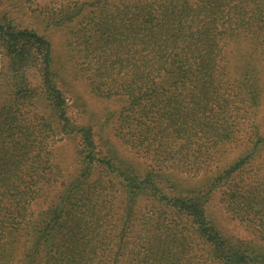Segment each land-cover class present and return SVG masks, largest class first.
Wrapping results in <instances>:
<instances>
[{"label": "trees", "instance_id": "trees-1", "mask_svg": "<svg viewBox=\"0 0 264 264\" xmlns=\"http://www.w3.org/2000/svg\"><path fill=\"white\" fill-rule=\"evenodd\" d=\"M42 10L93 91L127 101L116 135L150 163L98 150L91 126L68 115L51 40L2 14L0 264H264V130L255 120L264 0H65ZM56 136L79 143L64 181L53 170ZM211 164L203 189L173 186L174 171ZM50 188L54 199L36 208ZM215 195L256 240L222 233L207 213Z\"/></svg>", "mask_w": 264, "mask_h": 264}, {"label": "rangeland", "instance_id": "rangeland-1", "mask_svg": "<svg viewBox=\"0 0 264 264\" xmlns=\"http://www.w3.org/2000/svg\"><path fill=\"white\" fill-rule=\"evenodd\" d=\"M61 2H65V0H0V16L8 13L9 16L17 18L24 26H34L37 32L45 34L51 40L57 54L56 67L60 74L59 86L67 102L68 115L77 124L91 126L98 150H101L103 154H110L119 159L129 160L136 167L147 168L150 162L145 160L144 154L139 150L130 149L116 135V116L124 108H127V101L114 97L105 99L99 96L96 91H93L88 83L86 67L83 63L73 65L71 56L67 55L61 30L52 26L48 27L46 23H43L42 20L45 17L42 6L46 5L48 8L55 9L59 8ZM1 59L0 54V67L3 63ZM118 77H115V79H118ZM255 120L257 123L260 122L262 124V129L264 130V106L259 107ZM245 126L247 128L248 123L245 122ZM54 140L52 164L56 167L53 170L55 172L56 170L60 171V175L64 178L59 180L64 181L76 169L77 164L74 160H76V151L79 143L78 139L72 136H56ZM167 140L168 138L165 136L161 142L166 143ZM238 152V150H232V154L228 158L236 156ZM216 158L214 157L213 159ZM217 164L220 165V162H217ZM216 166L215 164L205 165L197 174L192 171L183 173L174 171L172 184L176 189L179 187L186 191L203 189L211 179L212 172ZM51 189L53 188H50V190L45 189L43 197L35 204L36 208L43 206L44 198H47L46 203L54 199L58 189L55 191ZM207 213L214 219L216 226L223 234L241 239H252L238 222L231 220L227 216L220 203L216 200V195L213 196L211 203L208 205ZM183 229L187 232L189 229L188 225L184 224ZM190 257H192V252L189 255ZM194 261L195 259H193Z\"/></svg>", "mask_w": 264, "mask_h": 264}]
</instances>
